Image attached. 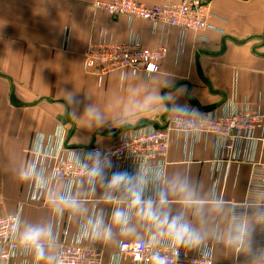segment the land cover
<instances>
[{"label":"crops","instance_id":"crops-1","mask_svg":"<svg viewBox=\"0 0 264 264\" xmlns=\"http://www.w3.org/2000/svg\"><path fill=\"white\" fill-rule=\"evenodd\" d=\"M95 1L0 0V213L21 210V241L28 229L43 231L44 256L38 262L31 256L30 264H53L64 237L69 241L81 231L82 219L94 207L101 218L95 246L102 250L103 264H110L121 240L151 236L173 240L166 224L146 218L137 205L131 208L132 190L127 195L119 184L113 196L118 194L120 202L105 199L107 172L98 176L90 200L63 199L68 185L59 180L43 201L27 202L32 149L38 143L44 141L47 152L52 150L49 136L66 126L70 146L110 144L126 127L142 123L165 127L186 103L201 111H221L228 110L225 107L234 98L236 104L248 103L251 108L264 100V0H207L213 13L209 21L216 29L189 31L183 46L177 27L154 30L151 22L134 19L131 27L145 46H166L160 70L145 79L135 68H126L101 80L83 68L86 49L104 32L126 41L131 29L126 16L111 17L95 8ZM140 1L156 5L179 0ZM60 116H66L65 123ZM214 155V142L201 138L187 160L184 136L174 137L161 178L167 201L158 200L152 207L161 217H178L202 237L200 243L212 244L213 264H264L255 254L258 205L249 208L242 246L230 240L232 206L246 198L251 165L234 164L215 193ZM257 158L264 163V144ZM127 210L129 219L116 223L114 214L122 211L126 217Z\"/></svg>","mask_w":264,"mask_h":264},{"label":"built area","instance_id":"built-area-1","mask_svg":"<svg viewBox=\"0 0 264 264\" xmlns=\"http://www.w3.org/2000/svg\"><path fill=\"white\" fill-rule=\"evenodd\" d=\"M94 7L106 11L111 17L126 16L131 29L126 41L118 42L112 34L103 33L83 55V68L102 77L110 72L135 68L147 79L160 70L161 60L167 48L145 46L131 23L134 19L151 22L153 29L163 30L169 26L179 29L183 46L189 31L216 29L209 18L213 15L207 0H179L178 2L147 5L140 0H96ZM230 100L228 110L200 108L192 103L181 106L165 127L141 124L118 131L116 141L110 144H94L88 147H71L59 131L49 136L53 149L47 152L44 141L32 149L35 155L29 167L30 184L27 200L43 201L45 194L53 192L59 180L67 182L65 200H90L98 176L92 170L99 162L107 172L105 199L120 202L113 196L117 185H109L115 172H128L131 183L122 184L127 195L133 191L129 203L133 209L134 194L139 192L141 200L153 204L160 200L161 178L167 164L166 157L174 137L184 136V153L191 160L192 148L201 138L214 142L215 155L211 162L213 190L216 193L221 181H226L234 164L251 165L246 198L233 203L230 240L241 247L249 208L258 205L261 209L256 256L264 262V163L257 152L264 144V100L257 108L248 103L242 105ZM91 153L92 155H89ZM48 170L51 172L47 175ZM157 170V174H154ZM85 189L82 195V190ZM131 216L127 210L126 220ZM99 211L94 207L91 215L82 219V230L69 241L60 244L53 264H103L102 250L95 246L99 234ZM22 214L0 213V261L6 264H30L34 256L38 262L36 248L20 239ZM60 226L61 221H57ZM69 231V221L64 234ZM57 242V240H55ZM44 248V245L41 244ZM157 258L164 264H213L212 244L180 245L174 240L158 241L155 236L135 240H121L110 257V264H120L130 259L132 264H156Z\"/></svg>","mask_w":264,"mask_h":264},{"label":"clouds","instance_id":"clouds-1","mask_svg":"<svg viewBox=\"0 0 264 264\" xmlns=\"http://www.w3.org/2000/svg\"><path fill=\"white\" fill-rule=\"evenodd\" d=\"M89 155H92L89 153ZM97 160V167H95L92 172L96 176L103 178V165L99 162L98 155L95 157ZM132 177L128 172H115L109 179V185H119L125 183H131ZM133 203L140 207L141 214L146 218L151 219L154 223L158 225L166 224L168 228V234L173 238L177 244H189L198 245L201 242L202 237L199 234L193 233L186 224L180 223L178 217H172L168 219L167 216L161 217L152 207L151 201L145 203L141 200L140 193L134 194ZM167 201L165 193L160 194V203L164 204ZM114 220L116 223H122L125 221V214L122 211H117L114 214ZM110 234V233H109ZM43 231L41 229H28L23 234V242L26 244H31L36 248L37 255L39 257L44 256L43 246L40 244ZM156 264H164V261L157 258Z\"/></svg>","mask_w":264,"mask_h":264},{"label":"rangeland","instance_id":"rangeland-1","mask_svg":"<svg viewBox=\"0 0 264 264\" xmlns=\"http://www.w3.org/2000/svg\"><path fill=\"white\" fill-rule=\"evenodd\" d=\"M66 114V113H65ZM64 117H66V116H64ZM66 121V120H65ZM61 122H63V123H65L64 121H61ZM143 124V123H142ZM138 125H141V124H138ZM64 126V125H63ZM69 132H70V130L66 127V126H64V128H62V130H61V134H63V136H64V138L67 140V138H68V134H69ZM118 133V132H117ZM117 133L115 134V136L114 137H116V135H117ZM69 145V144H68ZM92 145H94V144H92ZM70 146V145H69ZM91 146V145H90ZM71 147H76V146H71ZM77 147H85V146H77ZM88 147V146H87ZM25 200L27 201V199L25 198ZM28 202V201H27ZM29 202H32V201H29Z\"/></svg>","mask_w":264,"mask_h":264},{"label":"water","instance_id":"water-1","mask_svg":"<svg viewBox=\"0 0 264 264\" xmlns=\"http://www.w3.org/2000/svg\"><path fill=\"white\" fill-rule=\"evenodd\" d=\"M61 121L65 122V117L64 116H60Z\"/></svg>","mask_w":264,"mask_h":264},{"label":"bare ground","instance_id":"bare-ground-1","mask_svg":"<svg viewBox=\"0 0 264 264\" xmlns=\"http://www.w3.org/2000/svg\"><path fill=\"white\" fill-rule=\"evenodd\" d=\"M89 72V71H88ZM23 211V210H22Z\"/></svg>","mask_w":264,"mask_h":264}]
</instances>
